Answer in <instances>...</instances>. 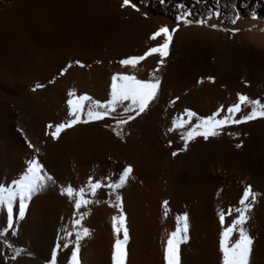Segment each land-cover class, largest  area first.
Here are the masks:
<instances>
[{"label": "bare ground", "instance_id": "bare-ground-1", "mask_svg": "<svg viewBox=\"0 0 264 264\" xmlns=\"http://www.w3.org/2000/svg\"><path fill=\"white\" fill-rule=\"evenodd\" d=\"M133 2L139 11L121 8L122 0H0V185L19 179L34 155L55 180L28 200L24 217L14 223L17 235H6L24 249L12 263L45 264L59 245L58 264H67L74 236L69 248L63 236L72 231L73 201L62 189H78L89 176L115 180L130 165L133 171L119 190L129 232L126 264H163L164 244L179 215L189 225L180 264H221L218 213L239 207L244 186L258 194L245 226L253 238L250 264H264V119L229 126L208 141L198 137L176 157L171 153L183 143L179 132H167L173 116L189 110L207 117L235 103L237 93L264 102V0ZM176 3L195 18L218 10L219 18L207 21L217 28L179 25L155 73L161 81L157 98L123 127V140L112 132L114 120L75 125L56 141L46 136V124L66 121L69 90L103 102L114 73L148 79L158 56L135 69H122L117 61L158 43L148 40L157 28L177 27ZM233 9L240 16L235 24ZM37 83L44 86L33 91ZM105 191L97 193L101 203L76 212H87L81 226L89 230L78 245L80 264H111V217L118 213L103 203L109 199ZM13 206L18 210V198ZM233 218L235 212L225 216V226ZM5 220L0 210V222Z\"/></svg>", "mask_w": 264, "mask_h": 264}, {"label": "snow or ice", "instance_id": "snow-or-ice-1", "mask_svg": "<svg viewBox=\"0 0 264 264\" xmlns=\"http://www.w3.org/2000/svg\"><path fill=\"white\" fill-rule=\"evenodd\" d=\"M158 2L161 6L166 4V0H158ZM120 6L121 8L128 7L134 11H139L133 0H122ZM175 8L177 27L169 29L167 26H161L157 28L148 36V40L157 41L159 38L158 43L148 47L142 55L128 56L117 61L122 69H135L146 58L153 55L158 56L156 66L148 73L147 80L137 79L134 75L127 74L126 71L114 73L111 76L107 99L103 102L94 100L88 95H77L74 91L69 90L65 102L67 106L66 121L46 124L45 135L56 141L63 130L72 128L75 125L114 120L112 132L123 140V127L144 113L151 102L157 98L161 81L155 73L163 66L173 34L178 31L179 25L183 24V26L188 27L195 24L196 26L210 27L213 30L217 28L216 24L209 25L207 21L212 17L219 18L220 12L218 10L208 9V15L195 18L190 10H184L182 4L176 3ZM251 18L256 19V16L252 15ZM238 19H240V16L233 9L230 23L235 24ZM220 30L224 31L225 29L221 28ZM231 31L234 34L237 30L232 29ZM76 63L80 67H84L83 64H79V61H76ZM60 75H64V70H61ZM207 80L209 83L213 82L212 77H208ZM51 82L49 81V83ZM197 83H201V81L198 80ZM43 86L37 83L32 90L35 91ZM171 103L173 101H169V104ZM243 109L248 110L244 112ZM256 119H264V102L259 99H250L239 93H237L235 103L226 108L221 106L207 117H200L192 111L185 110L178 116H173L170 126L167 128L168 133L179 132V138L183 143V147L173 151L171 155L176 157L179 152L185 151L189 143L198 137L208 141L209 138L219 136L229 126L245 124ZM17 131L22 136L24 135L21 129L18 128ZM24 143L34 153L39 154V148H34L27 138H25ZM235 146L240 148L242 145L237 143ZM26 165L23 175L19 179H14L6 187L0 185V210L6 216V220L0 222V245H3V248H0V257L4 258V264H7L9 260L17 261L24 252V249L15 247L5 237L9 233L13 237L17 235L14 223L24 217L28 200L45 187L47 183H55L54 178L43 170L36 155L27 161ZM132 171L130 165H125L118 171V178L115 180H110L107 176L101 179H94L89 176L87 182L78 189H74L71 185L62 189L61 194L73 201L72 231H65L63 236L64 248H69V237L74 236V244L70 249L67 264H80L78 245L82 239L89 235V230L81 226V221L87 215V212H80L79 216L76 215V212L82 208H87L89 205L101 203L99 199H96L97 193L101 189H105L104 195L109 197V199H104L103 203L110 208H114L118 213V215L111 217V232L116 237L111 247V264H126V246L129 243V232L119 190L126 185ZM257 195L251 186H244L238 200L239 207L229 208L226 212L218 213L222 229L219 233L221 264H250L249 257L253 238L245 226L249 222L250 213L257 202ZM111 197H114V200ZM17 198L18 210L13 206V202ZM162 207L165 208V214H167V201L163 203ZM233 212H235V218L231 219V222L225 226V216H232ZM234 233L236 234L235 239H233ZM188 239V218L186 215H179L177 217V227L168 234L164 244L163 264H180V246L187 243ZM59 247L57 245L51 250L50 258L45 261V264H58L57 252ZM4 249H7V254Z\"/></svg>", "mask_w": 264, "mask_h": 264}, {"label": "rangeland", "instance_id": "rangeland-1", "mask_svg": "<svg viewBox=\"0 0 264 264\" xmlns=\"http://www.w3.org/2000/svg\"><path fill=\"white\" fill-rule=\"evenodd\" d=\"M57 233H58V232H57ZM0 247L2 248V247H3V245H0ZM1 259H2V262L4 263V258H3V257H1ZM7 264H13V263H12V261H10V260H9V261L7 262Z\"/></svg>", "mask_w": 264, "mask_h": 264}]
</instances>
